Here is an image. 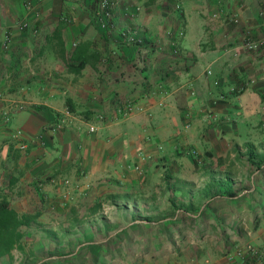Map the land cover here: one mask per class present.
Segmentation results:
<instances>
[{
	"label": "crops",
	"instance_id": "crops-1",
	"mask_svg": "<svg viewBox=\"0 0 264 264\" xmlns=\"http://www.w3.org/2000/svg\"><path fill=\"white\" fill-rule=\"evenodd\" d=\"M93 1L0 0V42L8 41L6 52L0 48V197L36 205L48 198L47 185L63 187V175L76 169L70 194H95L105 178L143 176L146 167L135 172L133 163L172 161L184 149L217 143L255 145L264 171V46L242 48L246 31L264 37V0H116L107 29L99 27ZM224 14L238 24L224 23ZM22 21L27 28L19 30ZM121 29L144 45L122 43ZM123 101L142 111L86 132L94 115ZM9 102L22 110L5 124ZM62 117L69 121L60 130H42ZM15 130L25 151L11 139ZM143 220L131 218L132 234L141 232L136 225L146 227ZM161 246L131 257L161 258L168 250ZM225 251L203 263L231 264ZM259 253L252 264H264Z\"/></svg>",
	"mask_w": 264,
	"mask_h": 264
},
{
	"label": "rangeland",
	"instance_id": "rangeland-1",
	"mask_svg": "<svg viewBox=\"0 0 264 264\" xmlns=\"http://www.w3.org/2000/svg\"><path fill=\"white\" fill-rule=\"evenodd\" d=\"M255 136L254 133L252 137ZM257 148L248 143H217L215 147L184 149L172 161L143 163L140 165V171L146 167L143 176L128 172V178L122 179L125 182L120 181L118 190L110 188L113 195L118 191V196L129 190V198H116L114 203L107 197L105 188L97 187L100 194L86 198L78 192H75L76 196L70 194L74 183L63 187L47 185L44 189L47 196L42 195L48 197L42 202L50 199L46 205L40 201L36 205H10L17 213L37 211L40 217L36 220L39 227L28 229L27 236L11 251L9 264H35L45 258L64 257L70 253L76 257L65 264H205L208 255H212L213 260H221L222 251L226 249L231 264H252L256 260L252 253L264 250V171L262 161L256 159ZM76 171L64 174L61 180L74 182ZM104 180L119 182L111 177ZM55 199L65 204L66 210L72 208L76 213L77 234L70 231L72 226L68 216H63L70 211L58 215L48 211ZM169 200L186 211L187 216L183 218L179 232L168 230L174 235L171 244L167 243L164 234L159 236L160 248L168 249L164 256L147 257L142 261L127 256L126 252L131 254V248L136 251L146 249L139 248L144 242L133 248L131 240H127L131 233L116 240L114 234L131 223V213L134 218L146 217L152 221L174 217V213L169 214ZM94 205H99L97 216L102 217L103 223L93 221L91 210ZM115 205H127L128 209L123 212ZM43 229L50 231L53 237L49 239L46 233H41ZM81 231L85 235L82 236ZM107 239H111V245L106 253L93 251L91 254L84 248L91 246L92 249Z\"/></svg>",
	"mask_w": 264,
	"mask_h": 264
},
{
	"label": "trees",
	"instance_id": "trees-1",
	"mask_svg": "<svg viewBox=\"0 0 264 264\" xmlns=\"http://www.w3.org/2000/svg\"><path fill=\"white\" fill-rule=\"evenodd\" d=\"M251 154H248V157H250ZM119 184L121 183H117V182H113L111 185H113L112 187H110L109 183H105V184H101V186H99V188H105V190L108 193V198L110 199L111 202L114 203L116 198H129V190L123 191L121 192V195L118 196V191L113 192L109 191L110 188L112 189L114 187L115 190L119 189ZM131 191V190H130ZM98 193V192H97ZM97 193L94 194V192H89L86 195V198H94L95 195H97ZM131 193V192H130ZM100 194V193H98ZM83 198V197H82ZM84 199V198H83ZM39 201L41 202V204H43L42 199L40 198ZM170 203V210H169V214L170 212L174 213L172 218H167V219H162L160 220H156V221H152L151 219H148L146 217H141L143 218L146 222L147 225H145L146 227L144 228V225H136L137 229L141 230V232L139 231L138 236H135L134 234L131 233V223H127L126 225L122 226V228L114 234L113 239H120V236H122L123 234L130 235L131 233V237L128 238L127 240L130 241L131 240V247L133 246V248H135V245H139L142 241L144 242V244H141L139 248L142 247H146L148 248L150 247H156L157 245H159V241L160 238L159 236H161L162 234L165 235V240L167 241V243L171 244L172 242V234L170 233V231L168 230H176L177 232H179V228L182 225V220L183 218H185V216H187L186 211H182L181 208L172 205V201L169 200ZM66 205L63 204H59V203H53L50 208H48V211L50 213H52L53 215H58V214H62L64 213V211H70L69 214H64L63 216H68V221L70 222L69 224L72 226V229L70 230L71 232L75 231L77 234L79 232V229L75 230V226L77 223V219H76V213L73 211L72 208H68L66 210ZM83 208H85V205H82ZM116 207L119 208V210L121 211H125L126 209H128L127 205H115ZM90 207V205H89ZM99 205H94L92 210H91V215L94 216L93 221L96 223H103V219L102 217H98L97 214V210H98ZM65 209V210H64ZM203 209L200 210V212ZM143 214L145 213V210L142 209ZM132 212V211H131ZM199 212V213H200ZM178 213V214H177ZM131 218H133L134 220V213L130 214ZM182 216V217H181ZM40 217V213L39 212H33V213H17L15 209H13L8 201L4 198V197H0V264H4L3 262H5V264H9L11 261V251L18 247L21 243V241L27 236V230L32 228V227H39L38 223H37V219ZM144 229H146L145 232ZM42 230V229H41ZM44 230V229H43ZM84 230V229H83ZM86 230V229H85ZM143 230V231H142ZM69 231V232H70ZM151 231V233H149ZM44 232V234L46 233V236L49 237V239L51 237H53V235H51L50 231H41V233ZM64 235H67L66 232H64ZM82 236L85 235L84 232L81 231ZM128 237V236H127ZM53 239V238H52ZM127 241V242H128ZM55 243V241H54ZM111 245V239H107L106 241H104L103 243H99L96 246L94 245L91 249V246H84V248L87 249V251H89L91 254H93V251H95V253L97 254V252L100 251H105V253L107 252V250H109V247ZM132 250H136V249H132L131 248V254H132ZM120 253V252H119ZM72 253H70L69 255H65L67 257H49V258H45L43 261L40 260L35 264H65L67 262H71L72 260H74V258L76 257L75 255H71ZM77 254V253H76ZM131 254H128L126 252V255L131 257ZM93 256V255H92ZM132 258V257H131Z\"/></svg>",
	"mask_w": 264,
	"mask_h": 264
},
{
	"label": "built area",
	"instance_id": "built-area-1",
	"mask_svg": "<svg viewBox=\"0 0 264 264\" xmlns=\"http://www.w3.org/2000/svg\"><path fill=\"white\" fill-rule=\"evenodd\" d=\"M73 1V0H67ZM116 0H94L92 5L94 6L95 18L101 29H107L112 25L110 22L111 10L113 9ZM27 11H31V6L27 3L25 5ZM258 16L264 18V6L261 7ZM224 23H230L233 25L238 24V19L235 16H229L224 14L221 16ZM19 30H24L27 28V23L25 21L18 23ZM118 36L122 43L126 45H131L135 47H142L144 45V40L139 37L134 31L130 29H121L118 33ZM264 46V37L253 38L248 31L243 35L242 48L246 52L256 51L261 49ZM0 48L3 52L8 50V41L7 38H4L0 42ZM22 106L18 103L9 102L2 112V121L7 124L9 122V117L12 112L21 111ZM142 111L140 107H137L132 101H123L119 102L107 115L105 114H96L94 115L95 123H89L86 125V132L88 134H94L98 130L97 123L102 122L105 119L109 121H116L119 119H126L130 117L134 112ZM67 119L70 117L68 114L65 115ZM65 117L59 118L56 121L46 125L42 130L47 132H55L60 130L63 126L67 124ZM11 139L15 142L16 147L20 151L26 150V144L23 141V135L20 130H15L11 135ZM132 169L136 172H140V167L136 163H133ZM68 184L66 180L62 181V186ZM259 252H253L252 255H255V258H258Z\"/></svg>",
	"mask_w": 264,
	"mask_h": 264
}]
</instances>
